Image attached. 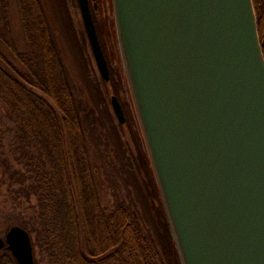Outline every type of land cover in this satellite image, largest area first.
Masks as SVG:
<instances>
[{"label": "water", "instance_id": "water-1", "mask_svg": "<svg viewBox=\"0 0 264 264\" xmlns=\"http://www.w3.org/2000/svg\"><path fill=\"white\" fill-rule=\"evenodd\" d=\"M78 0L101 77L110 69ZM118 45L181 264H264V54L253 0H112ZM120 124L121 102L112 97ZM0 238L36 264L31 236Z\"/></svg>", "mask_w": 264, "mask_h": 264}, {"label": "trees", "instance_id": "trees-1", "mask_svg": "<svg viewBox=\"0 0 264 264\" xmlns=\"http://www.w3.org/2000/svg\"><path fill=\"white\" fill-rule=\"evenodd\" d=\"M15 4L24 51L11 0H0V99L12 123L0 143V226L26 229L48 264H181L138 123L128 126L134 157L106 82L87 70L88 99L79 98L42 1ZM255 4L264 36V0ZM1 253L0 264H15Z\"/></svg>", "mask_w": 264, "mask_h": 264}, {"label": "rangeland", "instance_id": "rangeland-1", "mask_svg": "<svg viewBox=\"0 0 264 264\" xmlns=\"http://www.w3.org/2000/svg\"><path fill=\"white\" fill-rule=\"evenodd\" d=\"M41 1L49 14L51 25L55 33L56 42L61 51L62 58L64 59L65 64L67 65V68L69 69V72L71 74L73 85L76 88V93L78 94L79 98L88 99L86 71L89 70L88 77L94 79L95 78L99 79L101 75L98 71L91 46H89L90 44L86 36L85 28L83 26L84 24L78 5V0H64V4H63L64 6L62 5V0H41ZM57 2L62 6V8H64L63 9L64 11H62V13L61 12L59 13ZM253 2H254L253 7H255L256 6L255 0H253ZM11 4H12L11 24L14 31V39L16 41L19 50L24 51L26 50V43L24 41L20 29L21 26L17 15L15 0H11ZM260 4L261 6L263 5L261 2ZM90 5L93 11V18L96 28L99 31L97 35H100L99 38L101 40L100 43L105 53L104 56H106L110 66V76L112 78V81L106 82L105 85V89H107V91L109 92L108 94V98L110 99L109 106L111 107V101H112L111 98L113 96L119 98L122 104L121 106H123L126 119L128 120L126 121L125 124L121 125L124 128L123 132L125 136L123 137L130 147L129 152H132L135 157L137 156L136 154L137 150L135 147L136 144L132 140L130 129L128 126H130V124L132 125L137 124L138 119L136 116L137 114H136L135 106H133L134 103L128 85L127 77L125 74L124 66L122 65L123 64L122 58L121 55H119L121 53L118 45L119 43H118V37H117V31L115 25L112 0H94V1L90 0ZM255 11H256V7H255ZM256 17H257V12H256ZM257 24L259 25L258 19H257ZM258 31L260 36L259 38L263 48L264 47L263 28L260 31L258 26ZM263 54H264V50H263ZM115 88H116V92H115ZM1 101L2 100L0 99V117H2V119L0 118V143L1 142L4 143V141L2 140L5 139L4 135H6V133L4 132H6L5 130L8 125L12 126V123L10 121L8 122V119H6L8 109L5 106V104ZM111 110L113 111L112 107ZM115 121L119 125V121L117 120L116 117H115ZM138 126L139 124L137 125V127ZM139 129L140 128L137 129L138 134L141 133V137L143 140L142 143L138 138V142L140 145L139 147H141L143 151L145 150L147 151L142 132L141 130L139 132ZM143 144L145 147L143 146ZM3 145L5 146L6 144L4 143ZM137 168H139L138 165ZM143 179L144 178H142V180ZM146 182L148 183V178L146 179ZM102 199H103V204L105 206L111 205L110 196L105 197V195L103 194ZM8 230L9 228H4L3 225L0 226V237H5L4 235H6ZM82 237H83V232H82ZM81 251H82L81 252L82 256H84L85 253H83V250ZM88 251L89 250L86 248V254ZM1 256L2 253H0V260H3ZM45 258H43L42 255H40V253L35 249V259L37 264H48L47 257ZM81 261L83 262L82 259ZM5 264H11V263L5 262ZM80 264L82 263L80 262Z\"/></svg>", "mask_w": 264, "mask_h": 264}, {"label": "flooded vegetation", "instance_id": "flooded-vegetation-1", "mask_svg": "<svg viewBox=\"0 0 264 264\" xmlns=\"http://www.w3.org/2000/svg\"><path fill=\"white\" fill-rule=\"evenodd\" d=\"M4 249L7 250V251H9L6 247H4ZM4 249H2V250L0 251V253L3 252ZM83 249H84V246L82 245V246H81V250H83ZM139 249H142V248L139 247ZM9 252H10V251H9ZM10 254H11L12 257L14 258V262H15V264H18L17 260H16L15 257L13 256V254H12L11 252H10ZM84 257H85V256H83V258H84ZM104 257H105V256H104ZM113 261H114V258H113ZM88 263H89V264H99L98 261H97V262H94V261H91V262H90V261H88ZM88 263H87V264H88ZM108 264H114V263H112V262H108Z\"/></svg>", "mask_w": 264, "mask_h": 264}]
</instances>
